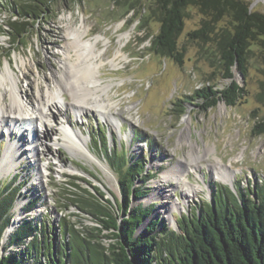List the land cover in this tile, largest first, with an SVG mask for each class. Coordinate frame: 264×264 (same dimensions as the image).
I'll return each instance as SVG.
<instances>
[{"label":"rangeland","instance_id":"obj_1","mask_svg":"<svg viewBox=\"0 0 264 264\" xmlns=\"http://www.w3.org/2000/svg\"><path fill=\"white\" fill-rule=\"evenodd\" d=\"M122 1L126 0H52L47 17L36 21L23 38L24 46H12L9 36L0 29V74L7 64L14 68L25 98L29 96L30 106L38 105L41 95L47 100L49 91L57 92L55 77H60L64 71V51L73 41L70 31L85 26L89 28L85 39L101 35L98 46L103 50L105 63L100 66L98 75L102 78V86L111 84L107 88L108 98L116 104V121L110 123L97 109L91 110V106L82 107V110L70 107L75 100L73 91L68 90L57 94L62 113L57 107L53 108L56 116L48 119L49 127L54 130L45 127V131L50 130V136L44 129L36 130V123L28 120L22 132L18 126L10 124L8 128H15L13 135L1 126L0 160L8 141H15L18 165L12 167V171H2L0 187L15 178V185L19 186L11 222L0 241L2 254L8 250L21 251L29 243L30 238H27L22 245L8 247L11 235L26 219L33 220L39 227L45 224L50 227L56 250L64 238L60 232L63 219L84 235V228L101 226L98 219L76 205L65 207L67 194L61 186L70 187L69 182L91 191L103 203L108 204L110 200L117 211L122 201L119 176L104 154L103 138L108 148L123 150L129 159L134 157L146 163L147 181L140 176L136 182L137 186L145 184L146 195L142 198L133 195L131 206L134 208L141 202L155 204V210L138 233L144 231L150 220L158 218L164 220L167 230L182 233L181 219L201 215L219 190L231 188L239 195L240 191L250 192L264 183V134L257 135L254 130L255 124L264 117V105L257 99L259 81L263 78L259 53L249 59L245 75L238 67L234 68V79L245 89L236 105L228 106L222 101L205 108L195 91L208 86L221 89L232 79L224 78L216 62L211 60L215 58L213 43H199L188 36L190 31L201 26L203 15L196 7L186 10L184 29L179 37L186 51L184 63L180 65L173 58L163 57L151 49L152 38L160 29L155 15L158 13L151 10L156 7V0H137L136 9L128 12L127 7L119 4ZM247 1L252 10L264 12V0ZM7 19L8 13L2 12L0 6V26H4ZM225 23L226 20H222L218 27ZM119 50L120 56L114 61ZM74 53L73 49V58ZM79 93L85 92L79 90ZM100 93L107 100L105 92ZM189 95L195 98L188 99ZM178 98L188 101L183 115L176 110ZM10 102L8 90L6 103ZM64 123L83 134L102 166L74 154L67 143L57 144L64 134ZM39 165L45 175V188L39 183ZM171 167L175 174H186L191 184L201 187L195 195L188 196L181 186L173 190L172 180L162 179V174ZM220 167L234 173L233 183L219 179L215 171L221 170ZM156 191L169 193L168 203L163 199L151 200L150 196ZM100 192L104 193L103 197ZM175 201L181 202L178 208L172 207ZM32 203V208L26 209ZM18 205L23 207L24 214L16 220ZM13 225L16 227L12 232H7ZM162 229L159 224L156 230L160 233ZM102 234L109 232L104 230ZM39 237H43L42 233ZM101 240L106 246L113 242L106 237Z\"/></svg>","mask_w":264,"mask_h":264},{"label":"trees","instance_id":"obj_2","mask_svg":"<svg viewBox=\"0 0 264 264\" xmlns=\"http://www.w3.org/2000/svg\"><path fill=\"white\" fill-rule=\"evenodd\" d=\"M51 1L0 0L2 12L8 13L3 24L6 28L0 26V29L9 36L12 46L25 45L23 38L36 21L47 17ZM119 4L127 7L128 12L136 9L137 0ZM155 4L151 10L158 13L155 15L160 29L152 38L151 49L163 57L173 58L180 65L184 63L186 51L179 43L186 10L196 7L203 15L201 26L190 31L188 36L199 43H213L215 58L211 60L216 62L224 78L232 79L221 89L208 86L195 91L205 108L222 101L228 106L236 105L245 89L234 79V68L238 67L245 75L249 59L257 53L263 76L257 99L264 105V12L252 10L247 0H156ZM222 20L226 23L218 27ZM13 50L14 47L10 54ZM187 98L195 97L189 95ZM187 103L182 98L175 103L180 115L186 112ZM254 130L257 135L264 134V117L255 124ZM102 143L109 164L119 176L122 201L117 211L110 200L108 204L103 203L91 191L69 182L70 187L61 186L67 194L65 207L76 205L98 219L101 226L94 230L84 228V235L63 219L60 232L64 238L56 250L50 227L46 224L39 227L33 220L26 219L11 235L8 247L22 245L27 238H30L29 243L21 251L0 252V264H264V183L250 192L240 191L239 195L231 188L219 190L201 215L181 219L182 233L167 230V224L159 218L150 220L144 231L138 233L155 210V204L141 202L134 208L131 206L133 195L137 198L146 195L145 184L136 185L140 176L147 181L146 163L134 157L129 159L123 150L108 148L104 138ZM15 179L0 187V241L11 222V210L19 194ZM100 196L104 193L100 192ZM33 204L26 209L30 210ZM159 224L163 226L160 233L156 230ZM104 230L109 234H102ZM104 237L115 240L106 246L101 240Z\"/></svg>","mask_w":264,"mask_h":264},{"label":"bare ground","instance_id":"obj_3","mask_svg":"<svg viewBox=\"0 0 264 264\" xmlns=\"http://www.w3.org/2000/svg\"><path fill=\"white\" fill-rule=\"evenodd\" d=\"M88 31L89 28L85 26H81L70 31L69 35L72 37L73 41L71 43L72 45L64 51L66 55V64H64L63 67L64 71L60 73V77H55L56 84L54 88L57 92L52 90L49 91L47 100H44L43 95H41V101L38 103V105L30 106L29 96L25 98V92H23V89L18 84V77L14 75V68L7 64L5 70L0 74V129L2 125L3 127L8 128L10 124H13L14 126H18V128L21 129L20 132H22V129L24 128L23 124L30 121L31 123H36V130L38 131H42L44 129V133H46L47 130L45 131V127L46 129L48 128L53 131L54 127H49L50 123L48 118L56 116L53 111V108L55 107H57L60 113H62L58 100L56 99L57 94L68 90L71 92L73 91L75 100L74 103L69 104L70 107L76 106L78 110L79 108L82 110V107L89 106L90 108L91 106V110L93 108L97 109V111L110 123H114V121H116V115L114 111L116 104L109 101L108 98V89L110 88L111 84L102 86V78L98 75L101 73L100 66L105 63L103 50L98 46V43L101 40V35H96L94 38L85 39V35L88 33ZM73 49L75 51L74 58L71 55ZM120 52L121 50H119V52L116 54L114 61L119 58ZM8 90L11 93L10 103H6V93ZM79 90L82 92L84 91L85 93H79ZM100 92H105L107 100L103 99ZM77 95L78 98H75ZM66 123H69V119L66 120ZM13 130H15V128H12V130L11 128H8V131H10L11 135H13ZM50 130H48V132ZM63 130L64 134L61 139H58L57 144L64 145L67 143L74 154L82 155L92 159L102 166L101 160L94 152H92L88 141L81 132L75 130L69 125H65V123L63 125ZM48 132L46 135L50 136L49 134L51 133ZM38 139L41 141V136H39ZM16 141L18 140L16 139ZM16 158L17 143L15 141L9 140L0 160V177L3 170L12 171V167L18 165ZM38 167V179L40 180L39 183L45 188L46 182L43 178L45 175H43L41 171V166L39 165ZM215 174H217L219 179L222 181L229 183H233L234 181V173L229 172L227 168L216 170ZM162 179L164 181L172 180L173 185L171 186V189L174 190L176 186H181L187 191L188 196L195 195L197 192L196 190L201 188L200 186L191 184L188 181L186 174H175L174 167H171L165 171L162 174ZM168 197H170L169 193L167 194L164 193V191H156L152 196H150V199H163L164 202L168 203ZM180 203V201H175L172 204V207L178 208ZM22 208L23 207L19 205L17 206L18 213L16 220L21 218L22 213L24 214V209ZM172 219L175 220L173 217ZM15 227L16 225L10 226L7 229V232H12Z\"/></svg>","mask_w":264,"mask_h":264},{"label":"water","instance_id":"obj_4","mask_svg":"<svg viewBox=\"0 0 264 264\" xmlns=\"http://www.w3.org/2000/svg\"><path fill=\"white\" fill-rule=\"evenodd\" d=\"M108 231V230H107ZM109 232V231H108ZM109 240H112L114 242L115 239L108 238Z\"/></svg>","mask_w":264,"mask_h":264}]
</instances>
